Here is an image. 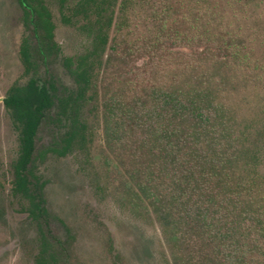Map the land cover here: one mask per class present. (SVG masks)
Listing matches in <instances>:
<instances>
[{
	"label": "trees",
	"instance_id": "trees-1",
	"mask_svg": "<svg viewBox=\"0 0 264 264\" xmlns=\"http://www.w3.org/2000/svg\"><path fill=\"white\" fill-rule=\"evenodd\" d=\"M17 2L34 41L26 36L20 46L30 77L24 85L10 87L3 102L19 133L12 192L25 202L36 227L33 264H61L67 249L51 232L45 181L36 174V164L47 153L64 156L86 148L89 128L83 110L97 98L96 76L117 10L125 22L130 7L153 3L161 16L160 32L172 37L179 30L166 31L164 22L181 2L196 9L199 33L186 18L180 36L185 42L198 37L200 49L192 48L180 63L162 72L155 63L152 78L136 73V84L105 91L101 107L106 170L125 197L150 207L169 229L175 264H264V188L257 174L258 156L249 149L227 88L230 71L240 73L235 80L244 82L259 68L245 51L242 36L220 23L210 26L218 18L209 12L211 0H78L70 11L88 23L89 45L75 57L61 54L44 0ZM157 44H135L122 57L138 59L150 54L151 47L158 52ZM59 57L74 88L51 73L49 78L39 74L42 67L49 72ZM46 119L62 130L38 150L37 132Z\"/></svg>",
	"mask_w": 264,
	"mask_h": 264
},
{
	"label": "rangeland",
	"instance_id": "rangeland-1",
	"mask_svg": "<svg viewBox=\"0 0 264 264\" xmlns=\"http://www.w3.org/2000/svg\"><path fill=\"white\" fill-rule=\"evenodd\" d=\"M44 1L52 13L54 38L61 54L75 57L83 53L89 45L88 23L70 11L78 0ZM143 6L130 7L125 22L116 12L96 76L97 98L83 110L89 128L86 148L64 156L47 153L37 163L36 171L45 181L51 232L67 243L61 264H175L176 250L169 229L159 223L150 207L125 197L109 178L105 165L101 107L105 91L136 84V73L152 78L155 63L162 72L180 63L182 55H190L192 48L200 49L198 37L185 42L180 36L181 29L188 25L186 18L198 35L195 8L188 9L182 2L174 8L163 27L166 31L179 30L170 37L160 32L161 16L153 3ZM209 12L218 17L210 21V26L220 23L243 37L245 51L259 68L244 82L235 80L240 73L230 71L227 88L232 90L229 99L237 108L241 128L246 130L249 149L257 153V174L264 188V0H211ZM26 36L34 43L17 0H0V264H33L37 253L36 227L24 210V201L12 192L11 164L18 156L19 133L2 102L9 87L24 84L29 77L20 57ZM157 40L158 52L151 47L150 54L138 59L122 57V52L135 44L152 45ZM186 43L190 47H185ZM159 53L160 61H153ZM48 69L40 68L42 78L52 73L63 85L75 87L61 57ZM61 130L62 126L44 120L36 148L49 146Z\"/></svg>",
	"mask_w": 264,
	"mask_h": 264
},
{
	"label": "flooded vegetation",
	"instance_id": "flooded-vegetation-1",
	"mask_svg": "<svg viewBox=\"0 0 264 264\" xmlns=\"http://www.w3.org/2000/svg\"><path fill=\"white\" fill-rule=\"evenodd\" d=\"M24 68H25V67H24ZM39 74H40V73H39ZM51 74H52V73H51ZM26 75H28V74H26ZM53 75H54V74H53ZM28 76L30 77V75H28ZM40 76H41V75H40ZM55 76H56V75H55ZM29 77H28V79H29ZM41 77H42V76H41ZM56 77H57V76H56ZM47 78H49V75H48ZM28 79H27V80H28ZM26 82H27V81H26ZM26 82H25V83H26ZM25 83H24V84H25ZM24 84H18V85H24ZM13 85H15V84H13ZM13 85H12V86H13ZM12 86H11V87H12ZM9 88H10V87H9ZM9 88H8V90H9ZM8 90H7V91H8ZM6 93H7V92H6ZM5 96H6V94H5ZM5 96H4V97H5ZM4 97H3V99H4ZM3 99H2V102H3ZM3 105H4V102H3ZM4 108H5V105H4ZM5 110L7 111L6 108H5ZM7 112H8V111H7ZM8 113H9V112H8ZM9 115H10V114H9ZM10 118H11V116H10ZM11 120H12V119H11ZM12 123H13V121H12ZM13 125H14V124H13ZM37 133H38V132H37ZM57 136H58V135H57ZM36 137H37V136H36ZM17 157H18V156H17ZM38 161H39V160H38ZM38 161H37V163H38ZM12 163H13V162H12ZM11 165H12V164H11ZM36 165H37V164H36ZM36 170H37V166H36ZM11 173H12V175H13L12 167H11ZM36 174L38 175L37 171H36ZM38 176H39V175H38ZM39 177H40V176H39ZM13 179H14V175H13ZM40 179H41V178H40ZM12 183H13V180H12ZM12 186H13V184H12ZM24 203H25V202H24Z\"/></svg>",
	"mask_w": 264,
	"mask_h": 264
}]
</instances>
